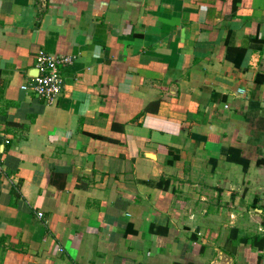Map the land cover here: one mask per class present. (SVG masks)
<instances>
[{
	"label": "crops",
	"instance_id": "crops-1",
	"mask_svg": "<svg viewBox=\"0 0 264 264\" xmlns=\"http://www.w3.org/2000/svg\"><path fill=\"white\" fill-rule=\"evenodd\" d=\"M0 147V264H259L264 0H0Z\"/></svg>",
	"mask_w": 264,
	"mask_h": 264
},
{
	"label": "built area",
	"instance_id": "built-area-1",
	"mask_svg": "<svg viewBox=\"0 0 264 264\" xmlns=\"http://www.w3.org/2000/svg\"><path fill=\"white\" fill-rule=\"evenodd\" d=\"M75 59V56H58L39 51L35 58L38 76L27 80L21 89L32 93L46 105H54L65 88L62 70L73 65ZM3 154L0 147V174L3 172ZM38 217L43 218V213H38Z\"/></svg>",
	"mask_w": 264,
	"mask_h": 264
},
{
	"label": "trees",
	"instance_id": "trees-1",
	"mask_svg": "<svg viewBox=\"0 0 264 264\" xmlns=\"http://www.w3.org/2000/svg\"><path fill=\"white\" fill-rule=\"evenodd\" d=\"M169 184L167 182H163V181H160L158 183V186L159 188H162L164 190L166 189H169ZM236 231H233V235L230 236L229 240H228V243L227 245L233 240H235V234ZM250 240H252V246L257 248L260 252H264V238L263 237H260V236H256V237H253V238H247L245 241L246 243H248ZM259 264H264V255L261 253L260 256H259Z\"/></svg>",
	"mask_w": 264,
	"mask_h": 264
},
{
	"label": "water",
	"instance_id": "water-1",
	"mask_svg": "<svg viewBox=\"0 0 264 264\" xmlns=\"http://www.w3.org/2000/svg\"><path fill=\"white\" fill-rule=\"evenodd\" d=\"M38 76V71H37V74L35 75V77H37Z\"/></svg>",
	"mask_w": 264,
	"mask_h": 264
}]
</instances>
